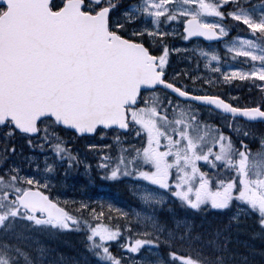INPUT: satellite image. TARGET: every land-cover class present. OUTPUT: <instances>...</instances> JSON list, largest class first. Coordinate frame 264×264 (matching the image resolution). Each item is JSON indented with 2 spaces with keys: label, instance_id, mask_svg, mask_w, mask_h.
<instances>
[{
  "label": "snow or ice",
  "instance_id": "obj_1",
  "mask_svg": "<svg viewBox=\"0 0 264 264\" xmlns=\"http://www.w3.org/2000/svg\"><path fill=\"white\" fill-rule=\"evenodd\" d=\"M0 5V264H41L46 250L33 229L81 225L89 249L104 264H237L226 228L218 227L209 240L186 216L173 227L156 210L172 198L188 212L230 213L227 227L252 218L254 232L264 236V138L253 153L240 123H264V0L259 8L249 0H0ZM229 19L247 29L226 45L239 66L226 65L225 71L218 52L194 48L195 66L169 75L170 52L184 51L167 43L171 24L181 25L186 40L228 39ZM213 72L225 83L238 78L258 86L259 100L241 106L238 95L209 91L218 82ZM214 114L224 120L213 123ZM61 126L101 136L117 126L143 137L139 146L115 137V154L87 146L99 154L95 167L101 178L133 181L140 204L133 213L134 235H122L124 228L133 232L132 220L124 227L90 223L103 210L91 209L85 220L50 194L45 177L55 178L57 164L65 172L82 164L85 171L92 168L54 131ZM229 133L238 135L234 140ZM17 137L32 152L51 153L43 158L39 178L26 174L24 161L39 174L40 155L18 161ZM78 203L79 210L89 209ZM118 238L127 241L122 254L108 244ZM178 242H199L201 253L196 258L177 251L167 258L145 253Z\"/></svg>",
  "mask_w": 264,
  "mask_h": 264
},
{
  "label": "rangeland",
  "instance_id": "obj_2",
  "mask_svg": "<svg viewBox=\"0 0 264 264\" xmlns=\"http://www.w3.org/2000/svg\"><path fill=\"white\" fill-rule=\"evenodd\" d=\"M257 8H259V7H257ZM173 29L175 30L174 32H173ZM167 31L169 33H172L171 34L172 35L171 37H174L173 35H178L180 33L179 23L177 22V23L171 24V26L167 29ZM172 40L173 39H171V38H168L167 39V43L169 44V47L170 48H174L172 46ZM179 43L180 44L174 43L175 44V48H177V49H183L184 51L176 52L175 54L172 55V57H175V56L176 57H179V56H183V55L186 54V57H181V60H182L181 66L184 67V68H186V70L193 68L195 66V64H196V59H195V57L193 55V49L194 48H200V49H205V50H213V49H209V48H206V47H203V46H199L198 44H191L190 46H183L182 44L184 43V39H182L181 41L179 40ZM186 51H189V53H186ZM220 55H221V68H223L225 71H227L226 65L236 66L235 63L229 62V60L232 58L231 56H229V55L225 56V55H222V54H220ZM189 57H193V59L192 60H189ZM205 64H206V61H204L203 59H200L199 66H200L201 72H203L205 74V76H208L209 75V70H207L205 68ZM214 65H215V62H213V66ZM237 66H239V65H237ZM191 74H196V73H191ZM211 74L216 76V79H217L218 82H222L224 84H228L229 86H232V85H236L237 86V81H240L237 78L236 80L232 81L231 83H225L223 81L222 74L221 75H216V73H214V72L211 73ZM15 143L17 144V150H18L17 151V156L15 158L18 161L19 160H22L24 156L40 155V169H41V173H39V174L36 172V170L33 167H31L28 164L27 161H24V168L26 169V174H29V175H37V178H39V175H42L43 174V169H44L43 158H44L45 155L50 156L51 153H44L43 155H41L39 152H32V151H30L29 150V147L25 143L24 139H22L20 137H17L16 138ZM86 150H88V149H86ZM81 160L83 161V163L88 164L85 160H83V159H81ZM62 167L63 166L57 164V170L54 173V177L55 178H53V177H45V179L46 180H49L50 183H51V182L55 181L57 178H62L63 176L66 177L67 176L66 172L65 171L62 172L60 170V168H62ZM79 169H81V172L91 173V168L88 171H85V168L83 167V164L80 165V166H77V167H73L70 170H75L78 173V170ZM62 179H64V178H62ZM126 182H130V184L127 183V185L131 187V184L133 183V181L126 180ZM42 183H43V181H42ZM50 183L48 185V188H50ZM133 197L135 199H131V201L132 202L137 201V197L134 195V193H133ZM168 202H169V199H168V201H167L166 204H168ZM138 203H139V201H138ZM138 206L140 207V204ZM163 206H165V204ZM163 206L157 208L156 214L162 219V222H167L169 220V216H168L169 214L166 213V210H165V214L162 213V211L164 210ZM139 207H135L131 211L130 220L133 221V232H130L129 235H134L135 231H137L136 224H135V217H134L133 213H134V210H138ZM128 220H129V218H127V220H125V222L122 223V225L125 226L127 224ZM138 230L139 231H146V229H144L143 227L139 228ZM62 231H64V230H62ZM123 234L128 235L126 231H124ZM262 237H264V236H262ZM149 238H151V237H149ZM120 240L121 239L118 238V239L115 240V242L118 243V246H119L118 248H121L120 254H122L124 252V250L122 248V244L125 243V242H127V241L125 240L124 242H121ZM113 241L114 240H112V241H110L108 243H113ZM31 244L34 247L36 246L35 243H31ZM257 244L260 245L261 243L257 241ZM109 247H110V249L111 248L112 249L114 248V247H112L110 245H109ZM240 247H241V245L238 244L237 245V250L240 249ZM244 249H248L247 246L244 245ZM150 250H151L152 253H154V250H152V249H150ZM48 251H49V254H50L49 258L48 259H45L44 256H43V258L41 260V264H68V263L62 262L63 260H65V259H62V256L63 255H60V256L57 257L56 255H54V253L51 250H48ZM261 255L262 254H259V253H252L251 255H249V257H256V256H261ZM238 256L242 260L244 258H247L248 257V256H244L242 254H238ZM61 259H62V261L60 262ZM67 259H71V258L67 257ZM78 262L79 261H77L76 263H78ZM76 263H74V264H76ZM78 264H104V262L100 258H95L94 257V258H92V260L91 259H89L87 261L84 260L83 262H80ZM249 264H250V262H249Z\"/></svg>",
  "mask_w": 264,
  "mask_h": 264
},
{
  "label": "flooded vegetation",
  "instance_id": "obj_3",
  "mask_svg": "<svg viewBox=\"0 0 264 264\" xmlns=\"http://www.w3.org/2000/svg\"><path fill=\"white\" fill-rule=\"evenodd\" d=\"M129 0H121V3H128ZM118 15V13L114 14ZM239 96V94H237ZM238 101V100H237ZM223 120V117L219 116L216 119H213V123H221ZM242 123H246L244 121H240ZM177 210V208H176ZM182 212H185L189 216L187 217L188 220L192 221V223L195 226V232L197 233H203L206 239H214L213 235H210L211 233H214L216 229L219 228H226V231L224 232V235L228 237V244L227 247L234 251L237 254V245L242 243V235L241 230L242 228L246 227L249 229L254 228L253 220L252 218H249L248 220L244 221L243 217H241V223H232L230 227H227L229 224V216L230 213L219 211V210H213V209H206L203 211H191L188 212L182 208ZM184 218H181L182 220ZM227 229H234V233L228 232ZM185 243V242H184ZM194 245V249L196 248L197 251L201 252L202 245L199 242H193L191 243ZM200 246V247H199ZM207 248L206 246H204ZM209 249L207 248L205 251V255L208 253ZM180 255V254H179ZM188 255V254H185ZM240 259V257L237 254V260Z\"/></svg>",
  "mask_w": 264,
  "mask_h": 264
},
{
  "label": "trees",
  "instance_id": "obj_4",
  "mask_svg": "<svg viewBox=\"0 0 264 264\" xmlns=\"http://www.w3.org/2000/svg\"><path fill=\"white\" fill-rule=\"evenodd\" d=\"M59 128H57V129H54V131H57ZM60 132H65L66 133V131H61L60 130ZM68 132V131H67ZM57 133V132H56ZM69 133H71V132H69ZM58 134V133H57ZM73 136H74V134L73 133H71ZM70 189H72V191H74L75 189H74V185H69L68 186ZM65 191H66V185L64 184V186L62 187ZM67 191H68V193H69V190L67 189ZM75 195V194H74ZM111 201H112V203H113V205H119V204H121V202L119 201V199H118V197H116V196H112V198H111ZM83 217H85L86 219L85 220H89V218L87 217V216H83ZM109 222V223H121L122 222V218L120 217V215H116V214H110V213H104L102 216H100L99 218H96V220H89V222Z\"/></svg>",
  "mask_w": 264,
  "mask_h": 264
},
{
  "label": "water",
  "instance_id": "obj_5",
  "mask_svg": "<svg viewBox=\"0 0 264 264\" xmlns=\"http://www.w3.org/2000/svg\"><path fill=\"white\" fill-rule=\"evenodd\" d=\"M203 37V36H202ZM113 127H116V128H118L117 126H113ZM112 127V128H113ZM66 128H68V127H66ZM69 129H71V128H69ZM79 134V133H78ZM79 135H89V134H79Z\"/></svg>",
  "mask_w": 264,
  "mask_h": 264
}]
</instances>
